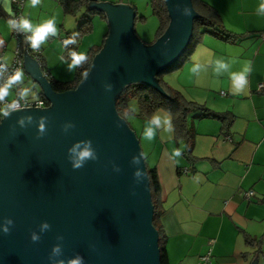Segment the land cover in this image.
Wrapping results in <instances>:
<instances>
[{"label": "water", "instance_id": "95a60500", "mask_svg": "<svg viewBox=\"0 0 264 264\" xmlns=\"http://www.w3.org/2000/svg\"><path fill=\"white\" fill-rule=\"evenodd\" d=\"M165 4L169 27L146 45L130 5L90 0L89 11L105 14L108 36L87 76L64 93L53 90L24 41L25 71L50 106L16 109L0 123V264H67L77 257L81 264H161L145 156L116 99L134 85L165 94L157 77L183 56L200 18L192 0ZM85 148L96 159L74 169Z\"/></svg>", "mask_w": 264, "mask_h": 264}, {"label": "crops", "instance_id": "0c3cea01", "mask_svg": "<svg viewBox=\"0 0 264 264\" xmlns=\"http://www.w3.org/2000/svg\"><path fill=\"white\" fill-rule=\"evenodd\" d=\"M63 1L66 0H40L32 7L31 0H26L21 10V16L33 26L54 21L57 34L40 45L39 65L41 70L44 68L45 77L54 80V70L72 62L65 58L62 40L80 26L79 17L67 13ZM202 1L216 9L227 33L240 39L232 43L205 35L189 61L163 79L188 101L210 112L227 114L230 126L224 132L220 121L196 114L190 120L196 135L188 154L185 145L178 146L174 127L168 129L164 124L166 118L172 121L171 116L158 111L152 120L158 116L159 127L152 120L146 123L140 119L143 134L148 127L155 130V138L147 140L145 160L149 168L157 169L161 183L165 209L161 224L167 236L170 264H200L208 254L210 264H252L259 248L264 251V93L259 90L260 85L264 86V0ZM10 7L11 14L0 5V52L6 64L13 62L17 49L15 29L8 23L16 12L13 2ZM94 48L97 46L91 49ZM217 60L227 63L228 70L221 69L217 74ZM197 65L199 70L193 72ZM249 65L247 86L240 94H233L229 73L240 72ZM23 74L31 79L26 71ZM24 85L20 78L21 92L11 89V96L36 99L39 88L28 89L32 98H27ZM133 105L137 107L134 102ZM177 149L180 156L174 155ZM249 192L255 194L251 201L246 197ZM247 239L258 246L251 247ZM257 258L259 264H264L263 255Z\"/></svg>", "mask_w": 264, "mask_h": 264}, {"label": "trees", "instance_id": "16d2710c", "mask_svg": "<svg viewBox=\"0 0 264 264\" xmlns=\"http://www.w3.org/2000/svg\"><path fill=\"white\" fill-rule=\"evenodd\" d=\"M89 2L90 0L63 1V6L66 12L69 13L70 15L76 16V18L79 17L78 21L80 22L79 30L76 31L75 33L68 34V36L62 40V42L64 40L75 41L74 43L68 42V44H70L69 46L68 45L64 46L66 51L65 58L72 62H73V54H76L81 39L92 32V28H93L91 22L92 15L97 14L99 16H102V18L107 21V18L104 13L88 10ZM192 2L195 11L200 16V18L197 19L194 23V32H193L192 40L187 50L183 54V56L172 67L162 72L157 77L159 85L164 90L165 94H162L157 90L148 87L146 85H134L125 89L116 99L117 111L120 114V116L124 119L131 114L129 111V102L131 100L137 101L139 103L140 108H139L138 117L143 121H150L152 120V117L156 112L165 111L172 118L173 127L175 130V140L178 146L185 145L188 154L192 152V145L194 143V139L196 135L194 129L190 125V120L196 114L203 118H208V119L210 118L220 121L223 124L224 132L228 130L231 120L227 114H216L210 112L200 104L188 101L180 92L170 88L163 78L165 77V75H168L169 73L180 70L183 67V65L187 61H189L193 52L195 51L197 46L201 43L202 38L205 35H212L217 38H223L232 43L237 42L240 39L238 36L230 35L227 33L216 9H214L212 6H210L209 4L205 3L202 0H192ZM152 7L154 14L160 20V29L156 37L157 39H159L168 29L170 24V18L166 8L165 0H153ZM82 8H86V9H84L85 11L79 15L80 13L79 11ZM103 46L104 44L101 47L91 49L87 57L83 61H81L79 65H76L75 78L72 81L60 82L54 80L52 77H49L47 75L48 80L53 87V90L56 93H64L70 90H75L80 84V82L83 80V78L87 76V74L89 73L93 58L95 57L96 54L100 52ZM41 56L42 54L40 55V58ZM42 70L44 72L43 67ZM22 74L23 72L21 73V75ZM14 91L17 92L18 90L17 91L14 90ZM9 97L13 99V97L15 96L14 95L11 96V94L9 93ZM36 99H43L49 105L48 101L45 99L41 91L36 92ZM185 154L187 153L183 152V155ZM147 169L150 179L152 200L155 207L154 226L156 227L160 235L161 264H170L169 254L167 249V236L161 224L162 217L164 216L165 213L163 199H162L161 183L159 180L157 169L149 168L148 166ZM247 243L251 247L253 246V248H256L258 246L255 244L254 241H251L250 239H247ZM259 249H258L259 250L258 257L262 255L264 256L263 249L262 248Z\"/></svg>", "mask_w": 264, "mask_h": 264}, {"label": "clouds", "instance_id": "9594fccd", "mask_svg": "<svg viewBox=\"0 0 264 264\" xmlns=\"http://www.w3.org/2000/svg\"><path fill=\"white\" fill-rule=\"evenodd\" d=\"M12 0H0V5L4 7V10L7 11L9 14H11V4ZM40 3V0H31V6L35 7ZM187 12V10H185ZM261 11H264V3L261 4ZM9 25L13 29H19L24 32H31L32 35L28 36L26 39L30 42V45L33 49H38L40 45L46 41V39L49 36H55L56 33V28L54 26V21L53 20H47L46 22L33 26V24L26 18L21 17L19 19V22L16 23L14 20H9ZM68 42H75V41H68ZM32 57V56H31ZM85 59V56L83 55H76L73 54V64L69 65V70H71L74 66L79 65L81 61ZM216 64V71L217 74L220 73V70L223 69L225 71L228 70L229 65L225 63L222 60H217L215 62ZM25 70V68H24ZM193 72H197L199 70V66H195L193 69ZM251 71L250 65L244 67V69L240 72H230V79L232 82V92L233 94H240L241 92L244 91L245 87L247 86V74ZM48 79V77L46 76ZM20 79V74L17 73L12 80L9 81V84L14 82L15 80ZM37 92V90H36ZM6 94V89L0 88V100H3L4 95ZM50 106V105H49ZM15 110V109H13ZM0 115H3L4 117H7L9 115V110L8 109H2L0 110ZM152 124H154L156 127H159L161 125V119L157 116L154 117V119L151 121ZM164 124L168 126V129H171L173 127L172 121L170 119H165ZM166 129V130H168ZM41 132H43V124H41ZM144 137L147 140H153L155 138V130L152 127H148L144 130ZM73 151L70 149V152ZM143 155V154H141ZM175 156H180L181 152L179 149L175 150L174 152ZM94 160L96 159L95 153L89 149L85 148L81 150L78 154V157L73 161V168L77 169L80 168L83 163L87 162L88 160ZM133 162L134 163H139V158L133 157ZM135 176H139L140 172L139 170L134 173ZM12 221L8 220L5 225L3 226V232L4 233H9L10 229L8 228V224H11ZM44 227H48L47 224L44 225ZM39 237L36 236L35 234L32 235V241L36 242L38 241ZM53 251L56 252L58 251V247L54 246ZM51 260L52 257H49ZM82 257H77L75 260H72L71 258L68 260L67 264H81Z\"/></svg>", "mask_w": 264, "mask_h": 264}, {"label": "rangeland", "instance_id": "374dc122", "mask_svg": "<svg viewBox=\"0 0 264 264\" xmlns=\"http://www.w3.org/2000/svg\"><path fill=\"white\" fill-rule=\"evenodd\" d=\"M100 2H108L112 4H127L132 5L135 8L137 13V19L135 24V32L137 37L146 45H151L154 43L157 37V33L160 29V20L154 14L152 1L153 0H99ZM91 22L93 24L94 31L83 37L80 41L82 47L80 46L79 55L87 57L92 47L97 46L101 47L106 40V35L109 32V25L106 20H103L100 16L93 15L91 17ZM79 43V45H80ZM84 44V45H83ZM72 62L63 64L61 68H56L54 74L56 75V80L61 82L72 81L75 78V70L76 66H74L71 70H69V65H72ZM56 65L58 61H56ZM168 75H165L167 77ZM22 82L25 83L26 90L23 91L25 97L32 98L29 96L27 92L28 89H33L34 87H38L35 85L31 79H27L24 74L21 75ZM20 80V79H19ZM23 94V95H24ZM34 98V97H33ZM32 98V99H33ZM134 104L137 106L135 108ZM139 103L137 101L131 100L129 102V111L130 115H128L125 119L136 133L137 137L140 140L143 153L148 150L147 147V139H145L144 134L140 130L143 126V123L140 121V118L137 116L139 113ZM138 111V112H137ZM147 121L146 123H148ZM145 156V154H144ZM147 164V163H146ZM148 166V165H147Z\"/></svg>", "mask_w": 264, "mask_h": 264}, {"label": "built area", "instance_id": "2783aa9c", "mask_svg": "<svg viewBox=\"0 0 264 264\" xmlns=\"http://www.w3.org/2000/svg\"><path fill=\"white\" fill-rule=\"evenodd\" d=\"M26 0H12L13 4L15 5L16 12L14 15V21L17 23L19 22V19L21 16V10L23 9L24 3ZM15 38L17 40V49L14 56V60L11 64H6L3 60V55L0 52V88L6 89V94L4 95L3 100H0V110L2 109H8L9 112L14 111L13 109H20V108H48L49 105L46 103L43 99H26L23 97H9L10 90H17L21 89L19 86V80H15L11 84H9V81L13 79V77L19 73L21 75L22 72H24V58H25V42L27 43V54L35 58L39 65L40 63V55L41 50L40 47L38 49H33L30 45V42L26 39L28 36H31L32 34L24 33L20 30H15ZM64 46L70 45L68 44L67 40L63 41ZM46 75V74H45ZM48 77V76H47ZM260 92H264V86H259ZM5 117L3 115H0V123ZM226 140L230 141V136L225 137ZM254 192H249L246 194L247 199L250 201L254 197ZM210 254L207 256L202 257L200 264H210Z\"/></svg>", "mask_w": 264, "mask_h": 264}]
</instances>
